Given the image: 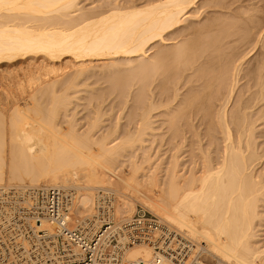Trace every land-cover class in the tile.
I'll return each instance as SVG.
<instances>
[{"label": "bare ground", "instance_id": "bare-ground-1", "mask_svg": "<svg viewBox=\"0 0 264 264\" xmlns=\"http://www.w3.org/2000/svg\"><path fill=\"white\" fill-rule=\"evenodd\" d=\"M147 2L142 6H114L97 15L88 12L75 15V11H79V0H0V188H72L75 202L71 227L91 226L93 231L98 230L103 222L95 211L100 201L104 202L101 205L109 208L108 219L116 223L129 219L134 212V203H139L157 215L161 225L192 242V254L208 252L224 264H264V245H259L260 235L256 232V221L260 219L258 207L264 196V179L254 175L252 127H249L251 130L248 128L251 125L248 119L246 125L247 116H244L248 114L244 112L253 107L252 102H256L259 90L258 95L251 93L248 100L239 101L237 108L229 110L238 83V65L243 61L239 59L243 54L241 48H236V52L234 47L241 45L247 48L251 43L243 42L256 28L248 17L247 21L242 18L248 29H241L242 32L240 28V32L237 31L230 20L224 23L219 20L221 25H218V18V22L215 18L211 25L204 22L205 28L204 23L200 24L203 27L194 25L192 30L188 28L183 47L175 45L165 53L156 52V55H151L156 57L149 56L152 61L145 63L149 46L166 42L165 35L177 31L185 20L182 18L188 16L200 0ZM194 9L190 11L193 18L184 17L186 20L196 18L198 10L195 12ZM195 26L199 29H194ZM181 32H178L180 37L185 31ZM166 53L173 61H169L172 58H167ZM177 56H181V62L186 58L184 61L188 62L187 70L190 72L186 78L194 77L192 80L195 81L186 89L185 99L181 96V100H177L179 96L174 94L175 91L171 96L175 107L170 109L171 122L168 121L172 130L171 141L178 139L183 132L178 133L179 126L176 127L180 119L184 118L181 127L185 125L186 129L182 130L187 134L195 126L192 124L189 128V118L194 120L199 115L196 127L204 126L207 146L216 150L215 158L207 156L199 169L188 170V174L179 170L182 165L175 154L179 146L172 149L177 151L170 159L164 178L157 174L161 164L154 170L151 167L146 169L151 156L142 153L145 143L142 137L150 122L145 124L144 119L140 127L137 125L136 134L111 141L108 135L95 138L89 129L81 132V128L72 125L71 119L66 123L59 122L58 110L68 104L65 98L62 100L56 95L59 90L73 86L72 82L67 88L64 83H61L63 88L58 85L64 80L59 81L67 70L71 80L77 81L95 62L110 61L114 64L115 59L136 58L144 64L139 69L135 65L132 70L135 68L147 77L150 73L146 72L153 74L156 64L161 67V61L169 59V62L177 64ZM237 59L240 60L238 65L234 64ZM129 60L127 64L137 61ZM196 60H199L198 65ZM195 63L198 69L194 68ZM91 64L93 66L90 67ZM255 69L246 72L252 73L253 79L257 74ZM247 74L241 78L245 79ZM142 79L140 81H144V77ZM254 83L257 82L252 83L256 86ZM57 88L61 89L57 92ZM38 94L49 95L47 97H51L54 107H42ZM160 100L161 104L164 99ZM167 101L165 105L170 103ZM214 120L217 121L215 124ZM213 132L220 138L211 137ZM181 139L184 140L183 136L178 140ZM134 147L133 158L137 150H141L145 157L142 156L141 162L131 161L128 167H124L125 162L119 161L122 157L120 152ZM43 225L49 227L45 223ZM152 257V249L147 245L131 247L125 253L126 261L140 259L148 262ZM162 264L172 263L163 260Z\"/></svg>", "mask_w": 264, "mask_h": 264}, {"label": "rangeland", "instance_id": "rangeland-1", "mask_svg": "<svg viewBox=\"0 0 264 264\" xmlns=\"http://www.w3.org/2000/svg\"><path fill=\"white\" fill-rule=\"evenodd\" d=\"M147 1L148 0H79V3L77 4L78 6L77 11L79 10L80 12L75 11V13L74 12L73 13L77 15L78 13H81V12L82 13L85 12L86 14L88 12L90 15L92 14L97 15V13L98 14L102 13V11L104 13L105 11L108 12V9L111 10V8L114 6H117V7H126V6H131V5L132 6H142V5L147 4L148 3ZM209 1L211 0H200V2H198V5L196 4L197 7L195 5V9L192 8L190 10L192 11L194 9V11L196 12V9L198 10L200 6L204 5L203 8H200L201 10L199 9L200 11L198 10L199 14L197 13L198 11L195 13V15L197 14L198 17L196 16L195 18L194 16V19H191L193 17L190 16L191 12L189 11L188 13L190 14L188 15L187 13V15L191 17L190 20L189 19L186 20V18H184V17H188L186 15L182 18V20L185 19L186 22L184 20L183 23L180 24L179 29L175 31L177 34V38H176V34H174L175 32L173 34L171 33L166 34L164 37V41L166 42H161V43L157 42L155 45L149 46L150 48L147 52L148 57H146L148 58V60L145 58V61H146L145 63L151 62L152 60L149 59V56L150 58H153L157 54L156 52L165 53L167 52L168 49L171 48V46L174 47L175 45L176 46L181 45V47H183V44L185 43V40L187 39L185 37L186 31L188 30V28L189 30H192L194 25H197V27L198 25L202 26L200 24H203L204 22L207 23L208 25L211 22H215L213 20L216 18L215 19L216 22H218L219 20L220 21L222 20L221 22L223 21L225 22V20H230L231 21L230 23L235 24L236 26L235 29L238 28L237 31H239V28H240V31H241V29L248 30L246 24L244 23L245 21L243 19L245 18L247 21V17L248 19L251 18L250 19L251 21L250 20L249 21L253 22L252 26L253 27L255 26L254 29L255 28L256 29L254 30V32L252 29L251 33L253 34H251L250 36H247L246 38L247 40L246 41L244 40L243 42L244 44L251 43L248 46L249 48L244 47L245 48L244 49L243 47H240L241 45L234 47L235 50L236 48L238 49V47L239 49L241 48L240 51L243 54L242 56H240L242 59L241 58L239 59L243 61H240L239 59H237L236 62H234V64L237 63L236 65H238V62L240 61V66L238 65V72H237L238 83L234 88L233 95L231 97V102L229 103L230 104L229 110L230 109L232 110L234 107L237 108V104H239V101L248 100L251 96V93L253 94V92H255L258 95V90H259V95H260L261 94L260 92H262L263 95L261 94V96L259 95L256 96L255 94H253L256 96V102L255 103L252 102L251 106L253 107L251 109H248V111H245L244 113L245 114L248 113V114L244 116H247L245 119V123L247 122L246 120L248 119V123L251 125V126H248V128L252 127V132H250V134L252 133L251 141L252 143L253 142L254 143L253 145L251 141L250 143L252 145L251 148L253 149L251 151H253L252 153L253 163L252 164L254 167L253 169L254 175L258 178L260 177L264 179V0H218V1L212 0L211 2ZM208 2L212 4H208ZM75 15L73 17H75ZM191 15L193 16V14ZM234 17H236L237 19L239 18L241 19H239L240 21L238 20L236 21L235 20L236 18ZM217 18H218V21H217ZM234 20L236 22H234ZM220 21L218 25H221ZM205 23L203 25L204 27L202 26L203 28H205ZM230 23H225V24L229 25ZM190 24L191 25L193 24V26L191 27ZM235 26H233V28ZM197 27L195 26L194 29H196ZM220 28L222 29V27ZM235 29H233V31H235ZM182 30H184L185 32H183L184 35L181 34L183 36L180 37L179 36L180 33L178 34V32H181ZM168 38H171V39L168 40ZM174 38L176 39L174 40ZM180 40H183V41H180ZM175 49H177V47ZM171 50H170V55L173 56V54H171ZM242 50H245V51L242 52ZM236 52H238V50H236ZM246 53H248L247 56H246ZM153 54L155 55L151 57V55ZM167 55L168 53H166V56ZM170 55H168L167 58H169ZM131 59L137 60L136 58L135 59L131 58ZM161 59L162 60L164 59V54ZM169 59L165 61H161L162 63V64L160 63L161 67L159 66V64H158L159 67H157V64H156L155 69L157 70L155 71V69H153L152 70L153 74H151V71L146 72V73H150L148 74L147 77L145 75L143 76L144 73L135 71V68H134V71L132 70L135 65H138L136 66V68L139 69V67H141L142 64H144L143 62L141 63V60H139L140 62L137 60L140 63L138 64L137 61L131 62L129 59L127 60L125 59L127 62L128 60L130 61L129 62L130 64L129 63L127 64L124 58H119L120 61L118 59H115V61L116 60L119 61L118 63L117 61L116 62L114 61L116 63L115 66H114L115 63L113 64V62H110V61H108L109 63H107V61L95 62L93 63L95 67L93 66V64H91L90 67L91 66L93 67L89 68L88 71L86 70V73L83 74L84 76H79L81 78L77 79V81L76 79L71 80V74L69 73L70 71L67 70L66 74L63 75L59 79V81H61V79L62 80L64 79V80L59 82L58 85L62 86L61 88H63V85L61 83H64V87L67 88V85H69V83L72 82L73 86L68 87L67 88L68 91L64 88L62 91V89L59 88L61 89L60 91L57 88V92L59 90L60 93H57L56 96L60 99L65 98L68 104L66 105L65 108L59 109L58 110L59 112L56 111L58 112L57 114H59V117H58L59 122L66 123V121H69L71 119L72 125H74L75 128L77 129L81 128V132L87 131L89 129V131H91V133L94 134L95 138H100L104 135L105 136L108 135L109 141H111L115 138H118V140H122V138H125L127 135L131 136V135L136 134L135 129L141 124L140 122L142 121L144 122V120H146V122L144 123L146 124L150 122V125L148 129L145 128L146 132L144 133L145 135H143L142 137L145 142L143 143L144 148H143L142 153L144 152L146 156L148 155L149 157L151 156V162H149L150 163L149 166L148 165L145 166L146 169L148 167L149 168L151 167L152 170H154V167H157L159 166V164H161V166H159L161 168L160 170H158L160 173L157 172V174L160 175L161 178H164L165 173L167 172L166 169L168 170L169 168L168 166L170 162L172 161V160L170 161V159L172 158L173 154L177 150L178 151L180 150L179 153H177L178 152L177 151L175 154L178 155V162L180 163V166L182 165L181 168L179 167L180 168L179 170H181L182 173H184V171H186L185 173H187L188 170L190 171L194 169L195 170L199 169L202 162L205 160V158H208L207 156L210 157L209 159H211V157L212 159L213 157L215 158L216 150L214 149L213 146H207V143H206L207 137L204 135V131H203L204 126H200L198 129L196 127V125L198 124V123L196 124V122H198L197 118L199 117V115L194 120L192 118L190 120L189 118L188 123L189 125L191 124L189 128L192 127V124L193 126L194 125L195 126L193 127V129L191 128L192 130H190L189 133L185 134V131L182 130V129H186L185 125L182 126L183 128L181 127L182 121H184V118H182V115L179 114L183 120L180 119V116L178 115L180 121L181 120L182 121L177 122V120H179L177 119L176 122L179 123V125L177 123L175 124H177L176 127L179 126V128H177L178 133L183 131L182 134L184 133L185 135L184 136L180 133L179 134L180 136H178L179 137L178 139H180V137L183 136L184 140L176 139L174 141L173 140L171 141L172 130H171V125L169 127V124L171 122L169 117L171 113L170 109L175 108L174 106H172L174 105V103L171 101L173 98V97L171 98V96H173V92L175 91L174 94L176 93L178 94L177 97L179 96L177 100L179 99L181 100V96L187 94L185 93L186 89H188V87L191 85L193 81H195V79L192 80L194 77L193 78L190 77V79L186 78V76H189L190 72L187 70L189 64L188 62L187 63L185 62L186 61L185 57H184L185 61L182 58V62H181V56L178 57L177 58L178 60L176 61L177 64L176 63L173 64L169 62L171 60L173 61V58L170 60ZM198 62L199 60L197 61V65L199 64ZM106 63L107 65L112 63L111 65H113V67H111V65L110 67H108ZM158 63H159V60H158ZM234 64H233V67L236 66ZM197 65L195 63L194 68L195 66L197 68ZM252 68L253 69L256 68L255 70H257L256 73L258 74V75L256 74V76L254 75V79H253L252 73H250V75L247 74L251 72L250 69ZM71 72H74V71L71 70ZM246 74L247 76H245V79L244 78L242 79L241 77ZM73 76H75V74ZM143 77H144V81H140V78L142 79ZM249 78H250V81H249ZM252 79L254 82H257V83H254V85L256 84V86H253ZM256 79H259V80L257 81ZM258 82H260V84ZM175 89L176 90L179 89L178 93L176 92ZM64 91H67V92H64ZM37 96H38L37 97L38 99L41 98L40 103L43 102V104L42 103L41 104H42V107H44L45 109H50L54 107L52 106L51 97H47L49 95L41 96L40 94H38ZM183 97H182L183 99L186 98V96H183ZM159 98L160 99L162 98V100L164 99L163 102ZM166 98L168 100L171 98L169 100L170 103L172 102L171 106H170V103H168L169 101L166 100ZM159 100L163 104L162 103L160 104ZM177 100H175L174 102L176 103ZM165 101H167L168 103V105L166 104L167 106L165 105ZM213 115H217V114H213ZM143 116H145V118L148 116V119L147 118L145 119ZM216 122L217 121L214 120L213 124H215ZM248 123H246V125H248ZM249 129L251 130V128ZM193 132H194V135H193ZM213 133H211L212 134L211 137L213 136L214 138L216 137L220 138L218 133H217L218 135L214 133V135L216 134L215 136L213 135ZM195 134H198V135L195 136ZM182 141H185V142H182ZM177 147H178L177 150L176 149L172 150ZM134 149L135 147L133 149L125 148L120 152L122 157L119 158V161L125 162L123 164L124 167L125 166L128 167L131 161L141 162V160H143L142 156L143 158L145 157V155L141 153V150L140 151L137 150V152L135 151L136 152L135 158H133L131 155ZM116 165H119V163L116 162ZM23 184L28 185V183H23ZM66 190L73 191L72 188L66 189ZM98 194L101 195L102 192H98ZM263 195H264V192H263ZM261 200L262 201L258 207V215L260 219L259 220L257 219L256 221V232L260 235L259 245H264L263 243L264 242V196L261 198ZM101 203H104V202L103 201L99 202V205H97V208L95 209L96 214H97L98 209L101 207L100 206ZM133 207H134L133 208L134 212L132 216L136 212L142 210L147 215L156 217L160 220V218L157 215L150 212L149 210L141 206L139 203H134ZM201 260L205 263H212L215 261H219L216 257H214L208 252L202 253Z\"/></svg>", "mask_w": 264, "mask_h": 264}, {"label": "built area", "instance_id": "built-area-1", "mask_svg": "<svg viewBox=\"0 0 264 264\" xmlns=\"http://www.w3.org/2000/svg\"><path fill=\"white\" fill-rule=\"evenodd\" d=\"M74 202V192L60 187L0 188V264H224L203 262L192 242L142 210L116 223L102 204L98 230L73 228ZM139 245L151 247V260L126 261V251Z\"/></svg>", "mask_w": 264, "mask_h": 264}]
</instances>
